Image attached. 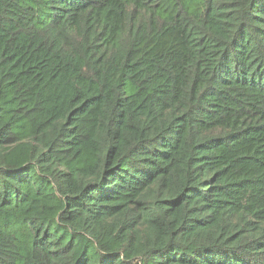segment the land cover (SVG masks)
<instances>
[{"label": "trees", "instance_id": "16d2710c", "mask_svg": "<svg viewBox=\"0 0 264 264\" xmlns=\"http://www.w3.org/2000/svg\"><path fill=\"white\" fill-rule=\"evenodd\" d=\"M0 264H264V0H0Z\"/></svg>", "mask_w": 264, "mask_h": 264}]
</instances>
